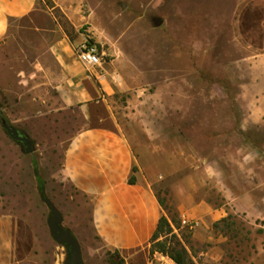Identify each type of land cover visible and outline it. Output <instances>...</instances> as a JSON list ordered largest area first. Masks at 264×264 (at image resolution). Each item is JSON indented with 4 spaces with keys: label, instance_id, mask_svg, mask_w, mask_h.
<instances>
[{
    "label": "rangeland",
    "instance_id": "obj_1",
    "mask_svg": "<svg viewBox=\"0 0 264 264\" xmlns=\"http://www.w3.org/2000/svg\"><path fill=\"white\" fill-rule=\"evenodd\" d=\"M39 1L53 9L75 46L84 38L99 44L116 71L117 92L149 93L164 135L180 137L185 149L171 156L179 173L154 186L171 207L164 210L171 231L161 239L168 247L179 242L190 264H264V92L251 87L259 78L254 59L264 53L258 12L264 0ZM66 82L49 50L27 48L13 31L0 41V112L36 144L26 154L0 118V209L30 212L42 264L65 263L68 250L51 235L36 162L84 263L121 264L61 181L63 150L80 121L64 106ZM179 179L188 183L177 197L171 187ZM202 201L223 215L202 216L195 210ZM161 255L155 252L150 263L176 264Z\"/></svg>",
    "mask_w": 264,
    "mask_h": 264
},
{
    "label": "crops",
    "instance_id": "obj_2",
    "mask_svg": "<svg viewBox=\"0 0 264 264\" xmlns=\"http://www.w3.org/2000/svg\"><path fill=\"white\" fill-rule=\"evenodd\" d=\"M12 31L27 48L49 50L71 88L61 97L80 121L63 150L61 181L81 208L87 207L88 225L103 247L118 252L125 264H151V238L164 215L154 186L179 173L171 156L185 149L180 137L164 135V121L155 119L149 93L117 92L116 71L106 62L88 70L53 9L39 0H0V41ZM254 65L259 78L251 87L264 92V53ZM241 129L246 131L243 123ZM187 183L174 181L173 194L180 197ZM195 210L214 220L223 215L222 208L205 201ZM0 264H42L30 212L0 209Z\"/></svg>",
    "mask_w": 264,
    "mask_h": 264
},
{
    "label": "water",
    "instance_id": "obj_3",
    "mask_svg": "<svg viewBox=\"0 0 264 264\" xmlns=\"http://www.w3.org/2000/svg\"><path fill=\"white\" fill-rule=\"evenodd\" d=\"M156 24L161 25L162 20L157 19ZM2 126L10 138L22 146L26 154H33L35 152V141L29 135L22 133L17 127L8 124L5 120L2 121ZM41 198L51 208V215L48 218V226L53 239L57 243L66 246V249L68 250V258L64 264H85L82 247L78 238L70 229L62 226L64 221L63 213L57 208L54 202L45 195V193L41 194Z\"/></svg>",
    "mask_w": 264,
    "mask_h": 264
},
{
    "label": "trees",
    "instance_id": "obj_4",
    "mask_svg": "<svg viewBox=\"0 0 264 264\" xmlns=\"http://www.w3.org/2000/svg\"><path fill=\"white\" fill-rule=\"evenodd\" d=\"M259 12V16H260V23L262 26V21L264 20V11H263V7L258 9ZM262 30V40L263 43L261 44V48L264 50V31L263 28ZM0 118L1 120H5L8 124L9 120L0 112ZM136 168H134L135 170ZM34 173L36 175V178L38 180V184H39V190L40 193H45V181L43 180L41 174H40V170L38 167V164L36 162H34ZM136 180L135 176L133 175L130 178V182L134 183ZM158 198L160 200V203L162 205V207L164 208V210H166L168 213H171V207L168 206V204L166 203V200L160 198V196L158 195ZM222 221H226L225 219ZM218 224V223H217ZM216 224V225H217ZM171 231V224H170V220L167 216L163 215L159 221L158 227L156 229V231L154 232L152 238H151V255H153L155 252L161 253L163 255L169 256L176 264H190L191 259L190 256L187 252V250L182 247L179 242H174L173 245L170 244V246H167V243L161 239L162 236H164L165 234L169 233ZM116 255L120 258L121 260V264H125L124 259L120 256V254L118 252H116Z\"/></svg>",
    "mask_w": 264,
    "mask_h": 264
},
{
    "label": "built area",
    "instance_id": "obj_5",
    "mask_svg": "<svg viewBox=\"0 0 264 264\" xmlns=\"http://www.w3.org/2000/svg\"><path fill=\"white\" fill-rule=\"evenodd\" d=\"M76 54L81 63L88 69L99 67L104 63L105 51L92 38H84L76 46ZM151 264H160L152 262Z\"/></svg>",
    "mask_w": 264,
    "mask_h": 264
},
{
    "label": "flooded vegetation",
    "instance_id": "obj_6",
    "mask_svg": "<svg viewBox=\"0 0 264 264\" xmlns=\"http://www.w3.org/2000/svg\"><path fill=\"white\" fill-rule=\"evenodd\" d=\"M23 133V132H22Z\"/></svg>",
    "mask_w": 264,
    "mask_h": 264
}]
</instances>
